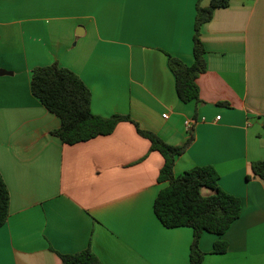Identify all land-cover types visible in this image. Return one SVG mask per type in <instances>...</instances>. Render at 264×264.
I'll return each mask as SVG.
<instances>
[{"label":"crops","instance_id":"crops-1","mask_svg":"<svg viewBox=\"0 0 264 264\" xmlns=\"http://www.w3.org/2000/svg\"><path fill=\"white\" fill-rule=\"evenodd\" d=\"M197 3L0 0V173L11 194L0 264H63L87 249L103 264H191L193 230L167 229L154 211L164 158L132 123L77 145L52 135L61 119L31 79L55 63L88 86L93 114L130 116L173 146L193 137L175 175L214 166L243 206L223 236H202L203 264H264V181L252 169L264 161V0H231L203 26L201 102L185 104L169 55L194 64Z\"/></svg>","mask_w":264,"mask_h":264},{"label":"trees","instance_id":"trees-1","mask_svg":"<svg viewBox=\"0 0 264 264\" xmlns=\"http://www.w3.org/2000/svg\"><path fill=\"white\" fill-rule=\"evenodd\" d=\"M204 0H198L194 35V64L188 66L178 58L169 55V67L176 80L177 95L185 104L200 103L199 77L206 72V49L202 41V28L209 23L218 9L229 7L231 0H211L203 7ZM31 90L33 95L52 114L61 119V127L52 131L65 145H77L101 136L114 133L123 122L132 123L138 134L149 140L151 150L160 153L164 166L159 175L160 183H168L158 194L154 211L167 229L191 228L194 238L191 245V264H203L206 254L200 243L205 233L223 236L242 214V201L225 192L219 185L221 178L214 166L195 167L182 175H175L177 158L184 155L192 145L191 137L182 146H173L158 135L143 130L130 116L113 115L102 117L93 114L92 94L81 78L69 69L55 63L37 68L32 73ZM256 177L264 181V161L252 165ZM204 189L212 191L205 196ZM11 194L0 173V228L10 217ZM228 243L218 241L214 246L215 254H225ZM63 264H103L91 250L60 255Z\"/></svg>","mask_w":264,"mask_h":264},{"label":"built area","instance_id":"built-area-1","mask_svg":"<svg viewBox=\"0 0 264 264\" xmlns=\"http://www.w3.org/2000/svg\"><path fill=\"white\" fill-rule=\"evenodd\" d=\"M164 117L167 118V115H164ZM217 120H220V117H217ZM202 121H205V119H202ZM196 123H197V121H187L186 122V127L188 129H192L194 124H196Z\"/></svg>","mask_w":264,"mask_h":264},{"label":"rangeland","instance_id":"rangeland-1","mask_svg":"<svg viewBox=\"0 0 264 264\" xmlns=\"http://www.w3.org/2000/svg\"><path fill=\"white\" fill-rule=\"evenodd\" d=\"M203 194H204L205 196H208V195H211V194H212V191H210L209 189H204V190H203Z\"/></svg>","mask_w":264,"mask_h":264}]
</instances>
